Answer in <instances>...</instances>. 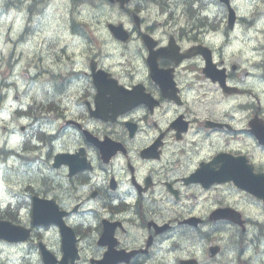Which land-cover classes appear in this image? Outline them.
<instances>
[{
	"label": "flooded vegetation",
	"instance_id": "1",
	"mask_svg": "<svg viewBox=\"0 0 264 264\" xmlns=\"http://www.w3.org/2000/svg\"><path fill=\"white\" fill-rule=\"evenodd\" d=\"M72 4L75 1H87L88 0H67ZM96 5L104 4V0H92ZM153 0H133L129 7L125 11H119L116 4L109 5L110 9L115 12V15L119 16L120 20H124L125 17L130 21L129 24H124V28L129 33V40L125 44L114 41L108 34L106 22H94L91 25L96 29L104 30L109 40L119 47L133 46L135 54L130 61L123 60L122 62H115L110 60V56H101L97 53L96 49H92L87 55L85 62L84 76L90 79V71L96 66L97 70H102L109 74L113 78H117L118 81L125 87L126 90H132L133 87L141 85V93L148 95L156 101V105L149 108L148 106L141 105L131 110L124 116L118 117L114 123H102L98 121L88 120L83 128L91 132V134L98 140L102 141L105 138H109L122 145L124 151L117 153L111 157L107 163L102 159L100 153L90 145L81 144V147L85 150V156L91 164V170L85 172L84 175L78 180L76 190H79V198L74 195L76 193L67 192L62 196H54L48 193L46 190L42 193H36L37 196L42 199L53 200L58 206L60 211L66 213L64 222L70 228H72L76 236V249L78 254V260L74 264H101V260L108 249V245L103 247L99 246L98 237L103 231V225L107 224L109 229H114L116 225H121L124 220L113 221L116 219L110 218V214L118 212L119 209H112L110 201L112 195L106 193L99 197L98 205L95 210H91L93 218L96 222L94 229L86 230L84 225L78 224L80 216L78 214L79 207L82 205V199L86 196L87 190H80L83 186H89L92 183L100 186L107 182H117L118 185H122L123 188L128 189V192L137 201L136 205L128 206L129 210H135L140 213L142 218L145 214L148 216L149 210L145 207V203H153V200L148 196L149 192L162 190L161 202L164 207L163 210H159L161 215H155L160 221V224L165 228V177H172L178 174L180 171H185L184 177L175 179L172 185L180 182L178 186H174L176 189L175 200H186L194 202L199 197L202 191L201 184L190 176L195 170L199 169L202 164H208L219 153L225 152L235 156L243 155L244 150L249 152L248 140L252 137L249 135L248 130L235 131L226 125L227 121L218 112L213 116L210 110L226 111L230 106L227 105L225 109H218L216 105L212 103L215 90L220 89L217 81L212 82L206 78L203 74L205 66L204 59L201 56H195L188 60L175 61L173 57H165L157 59V68L165 72H157L156 80L165 81V87H160L151 77V73L147 66V56L144 49L143 37L148 36L157 46H166L169 36H174L176 43L179 45L181 52H184L192 47L207 45L205 40L193 31L186 32L185 29H193L196 24H190L189 28L183 29L178 23L176 28L162 29V24H148L143 18V13L149 8V5L153 4L157 10H159V2L151 3ZM190 5H196L199 0H186ZM168 8V5H167ZM134 13L139 17V22L135 23L131 21L130 14ZM115 18V17H114ZM167 25V24H165ZM222 29L225 33L230 34L226 28ZM233 31L231 32V34ZM263 34L264 32H258ZM258 34V36H260ZM95 39H90V41ZM253 41V39H252ZM254 42V41H253ZM258 41L255 42V44ZM212 52V63L220 69L225 70V84L228 88H232L238 94L240 86L245 88L255 89V84H249L242 77V73L246 72L241 70L239 64L233 62L225 63L219 61L216 58L215 47L207 45ZM79 56H82L79 54ZM264 57V55H263ZM172 59V60H171ZM242 57L239 56L240 62ZM122 67L123 70L120 68ZM257 73L264 74L263 61L259 64L251 66ZM117 72H120L130 82H124L120 77H117ZM250 75L249 72H246ZM143 76V79H142ZM170 84V85H169ZM76 95H82L85 104L94 108V88L87 87L84 89H78L75 91ZM146 97V96H144ZM112 104H110L111 106ZM87 107V106H86ZM257 108L250 116V119L259 117ZM202 115L206 118L201 119ZM165 123V129H158L157 133L153 128H158L156 123ZM127 123V125H126ZM90 125H95V130L90 128ZM233 128V127H232ZM133 130V136H130V130ZM222 133L220 142L215 138ZM236 133H242L247 135L245 141L237 140L235 143L229 141L227 134L234 135ZM259 133V131H258ZM13 135L15 133H12ZM76 134V133H75ZM80 137V136H79ZM233 143V144H229ZM141 144V145H140ZM229 144V146H228ZM155 147V149H153ZM146 149H151L149 153H144ZM244 149V150H243ZM17 158L15 154L6 153V161L10 162ZM19 166L26 167L24 162L17 161ZM7 171L4 174L7 175ZM169 185L168 187H171ZM226 185V184H223ZM219 186L215 184L214 187ZM228 188L219 186L215 190L217 195H226ZM199 195V196H198ZM148 197V199H144ZM155 201V200H154ZM158 206L155 201V206ZM107 213H110L109 215ZM149 217L144 222L142 219H138L140 224L139 233H143L142 236H138V243L136 246H129L119 242V248L125 250L136 251V255L130 261H120L118 264H165L164 257L157 261L153 260L154 247L163 244L165 246V231L163 234H159V230L153 225L147 224ZM206 224V221L202 222ZM217 223V222H212ZM182 224V223H179ZM185 225V224H182ZM186 226V225H185ZM168 227V226H167ZM56 232L58 229L52 226ZM201 231L202 227L197 228ZM34 229H31L32 234ZM41 230V229H37ZM184 230L182 233H184ZM121 232L126 230L117 231L115 237L119 240ZM174 232L179 234V226L174 228ZM159 234L154 237V234ZM152 236L153 245L144 251L148 245V237ZM32 237V235H31ZM92 237H95L93 239ZM123 238V236H122ZM125 238L131 239L129 234ZM31 241V238H30ZM41 241H38L39 244ZM52 248L57 246L52 242ZM57 250H54V252ZM55 252V253H56Z\"/></svg>",
	"mask_w": 264,
	"mask_h": 264
},
{
	"label": "rangeland",
	"instance_id": "2",
	"mask_svg": "<svg viewBox=\"0 0 264 264\" xmlns=\"http://www.w3.org/2000/svg\"><path fill=\"white\" fill-rule=\"evenodd\" d=\"M201 1V0H200ZM242 2H245V0H236V5L238 6V7H240V9L241 10H243V8H242V6H241V3ZM113 15L110 13V12H108L107 14H106V16H103L102 17V15L101 14H99V13H95V18H96V20H99L100 22H106L107 20H110V19H113ZM85 22V21H84ZM85 26H86V28L88 29L89 28V25H88V23H86L85 22ZM80 56L79 55H77V57H76V60L77 61H80ZM12 133H15V132H13V131H10V132H8V135H10L11 136V138L12 139H17L20 135L18 134V133H15L14 135L12 134ZM28 177H30V176H28ZM28 177H26V178H28ZM39 184V183H38ZM41 185V184H40ZM40 185H38L37 187H40ZM216 202H217V197H216ZM226 264H233V262L231 261V260H229Z\"/></svg>",
	"mask_w": 264,
	"mask_h": 264
},
{
	"label": "bare ground",
	"instance_id": "3",
	"mask_svg": "<svg viewBox=\"0 0 264 264\" xmlns=\"http://www.w3.org/2000/svg\"><path fill=\"white\" fill-rule=\"evenodd\" d=\"M201 1L199 0V3H200Z\"/></svg>",
	"mask_w": 264,
	"mask_h": 264
}]
</instances>
